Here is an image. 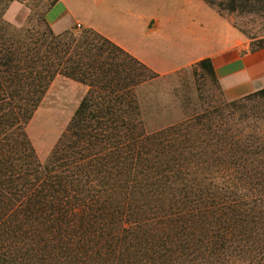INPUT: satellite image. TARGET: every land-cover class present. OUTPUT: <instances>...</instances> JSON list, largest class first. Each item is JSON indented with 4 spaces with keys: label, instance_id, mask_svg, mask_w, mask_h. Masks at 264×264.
Wrapping results in <instances>:
<instances>
[{
    "label": "trees",
    "instance_id": "obj_1",
    "mask_svg": "<svg viewBox=\"0 0 264 264\" xmlns=\"http://www.w3.org/2000/svg\"><path fill=\"white\" fill-rule=\"evenodd\" d=\"M13 1L0 0V264H264V112L244 103L264 88L148 127L137 89L157 72L91 28L55 33L57 0L16 26ZM203 1L264 16V0ZM195 67L216 77L210 58ZM57 76L87 91L42 162L26 126Z\"/></svg>",
    "mask_w": 264,
    "mask_h": 264
},
{
    "label": "crops",
    "instance_id": "obj_2",
    "mask_svg": "<svg viewBox=\"0 0 264 264\" xmlns=\"http://www.w3.org/2000/svg\"><path fill=\"white\" fill-rule=\"evenodd\" d=\"M46 17L55 33L77 24L101 33L158 74L210 58L228 101L264 88V46L249 50L203 0H57Z\"/></svg>",
    "mask_w": 264,
    "mask_h": 264
},
{
    "label": "rangeland",
    "instance_id": "obj_3",
    "mask_svg": "<svg viewBox=\"0 0 264 264\" xmlns=\"http://www.w3.org/2000/svg\"><path fill=\"white\" fill-rule=\"evenodd\" d=\"M49 1L15 0L4 17L14 25L22 26L31 9L35 13L41 12ZM218 13L244 35L249 50L262 41L263 15L228 10ZM75 27L81 29L77 25ZM195 65L196 63L174 72L159 74L157 79L138 87L140 109L148 127L177 122L193 112L211 111L219 102H230L224 98L217 78ZM86 91V85L64 76H57L51 83L26 126L27 135L40 161L46 160ZM244 103L247 105L245 112L250 118L253 113L264 112V97L254 96ZM229 118L233 120L232 116Z\"/></svg>",
    "mask_w": 264,
    "mask_h": 264
},
{
    "label": "built area",
    "instance_id": "obj_4",
    "mask_svg": "<svg viewBox=\"0 0 264 264\" xmlns=\"http://www.w3.org/2000/svg\"><path fill=\"white\" fill-rule=\"evenodd\" d=\"M77 26L80 27L79 24H77Z\"/></svg>",
    "mask_w": 264,
    "mask_h": 264
}]
</instances>
